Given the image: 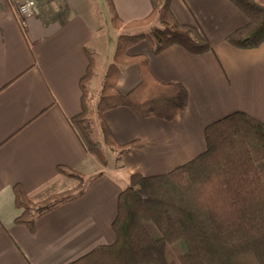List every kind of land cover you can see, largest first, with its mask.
I'll use <instances>...</instances> for the list:
<instances>
[{"label": "crops", "instance_id": "1", "mask_svg": "<svg viewBox=\"0 0 264 264\" xmlns=\"http://www.w3.org/2000/svg\"><path fill=\"white\" fill-rule=\"evenodd\" d=\"M21 1L0 0V264H69L113 243L117 197L130 175L165 174L193 159L205 150V127L231 113L264 124V43L239 50L225 42L246 18L227 0H173L177 20L201 31L212 51L192 55L174 45L153 55L145 41L128 49L148 58L158 81L183 86L188 101L170 122L140 119L123 107L104 113L115 142L126 149L101 167L71 118L81 113L86 52L96 62L88 85L94 111L113 44L132 27L114 29L105 0H37L39 15L26 18L23 28L16 14ZM111 1L124 25L151 11L150 0ZM140 79L136 65L124 66L117 90L125 95ZM57 167L80 173L84 192L37 217L30 233L15 223L22 210L13 187L20 185L32 203L74 190L78 181Z\"/></svg>", "mask_w": 264, "mask_h": 264}, {"label": "trees", "instance_id": "2", "mask_svg": "<svg viewBox=\"0 0 264 264\" xmlns=\"http://www.w3.org/2000/svg\"><path fill=\"white\" fill-rule=\"evenodd\" d=\"M173 0H150L144 19L124 25L111 0H105L111 26L118 30L156 23L148 33L120 35L112 62L107 66L98 93L95 115L102 142L94 141L86 126L90 112L88 85L96 62L86 52L88 65L79 85L81 113L71 124L86 152L102 167L107 160L103 146L120 155L103 120L107 111L123 107L140 119L174 120L187 105L183 86L162 83L150 72L148 58L130 55L128 49L145 41L157 55L177 45L192 55L212 51L208 39L195 26L180 23L170 5ZM247 20L225 38L239 50L256 49L264 43V0H227ZM136 65L139 84L125 95L117 90L122 67ZM205 150L188 162L160 175H130L118 194L111 223L114 242L100 245L69 264H264V124L243 112L231 113L205 127ZM78 181L71 191L32 203L20 185L13 187L14 203L22 214L15 219L34 232L37 217L81 196L83 176L57 167ZM153 223L155 238L145 224ZM181 242L185 252L174 257L169 247Z\"/></svg>", "mask_w": 264, "mask_h": 264}, {"label": "rangeland", "instance_id": "3", "mask_svg": "<svg viewBox=\"0 0 264 264\" xmlns=\"http://www.w3.org/2000/svg\"><path fill=\"white\" fill-rule=\"evenodd\" d=\"M36 2H37V0H36ZM156 25H157L156 23H153V24H150L149 26L132 27L131 30L126 32L127 33L126 35H129V33L138 32V31H140L142 33H148L149 31L152 30V27L156 26ZM115 45H116V43L113 44V50H115ZM97 99H98V95L96 96V104H97ZM92 102L93 101H91V99H90V103H89L90 104L89 105L90 106V112H89L90 115L88 114L89 117L87 116L86 126H87V128L89 130L91 138L94 141L99 142V140H101L100 142H102L101 135H100V132H99L98 121H97V118H96V115H95V110L92 111V109H93ZM95 107H96V105H95ZM93 112H94V115H93ZM103 151H104V154L106 156L107 165H108V161L109 160L115 163L117 155L114 156L110 152V149L108 147H106V146H103ZM107 157L109 158V160L107 159ZM114 157H115V159H113ZM145 226H146L147 230L150 232V234L153 237L157 238V237L160 236L159 231L157 230V228L154 226L153 223H146ZM168 249H169L170 254L172 256H174V257H177V256H179V255H181V254H183L185 252V247H184L183 243H181V242H178V243L170 246Z\"/></svg>", "mask_w": 264, "mask_h": 264}, {"label": "built area", "instance_id": "4", "mask_svg": "<svg viewBox=\"0 0 264 264\" xmlns=\"http://www.w3.org/2000/svg\"><path fill=\"white\" fill-rule=\"evenodd\" d=\"M16 14L21 26L24 28V20L39 15V8L35 0H22L16 7Z\"/></svg>", "mask_w": 264, "mask_h": 264}]
</instances>
